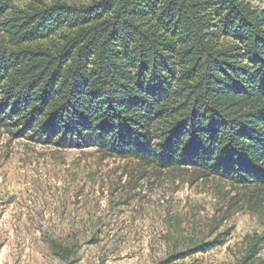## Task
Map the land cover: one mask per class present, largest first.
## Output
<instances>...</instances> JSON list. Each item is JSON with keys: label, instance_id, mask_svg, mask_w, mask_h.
Segmentation results:
<instances>
[{"label": "trees", "instance_id": "1", "mask_svg": "<svg viewBox=\"0 0 264 264\" xmlns=\"http://www.w3.org/2000/svg\"><path fill=\"white\" fill-rule=\"evenodd\" d=\"M14 1L0 0V128L45 146L264 186L258 0L57 2L2 20Z\"/></svg>", "mask_w": 264, "mask_h": 264}, {"label": "rangeland", "instance_id": "2", "mask_svg": "<svg viewBox=\"0 0 264 264\" xmlns=\"http://www.w3.org/2000/svg\"><path fill=\"white\" fill-rule=\"evenodd\" d=\"M90 1L15 0L2 20L31 6ZM252 6L264 10V1ZM10 131L0 128V264H264V186ZM201 243L217 245L195 250Z\"/></svg>", "mask_w": 264, "mask_h": 264}]
</instances>
